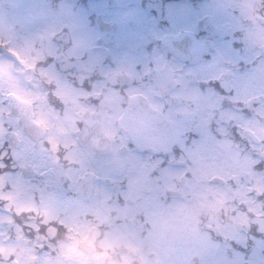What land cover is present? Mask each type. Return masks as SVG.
Listing matches in <instances>:
<instances>
[{
	"label": "clouds",
	"instance_id": "9594fccd",
	"mask_svg": "<svg viewBox=\"0 0 264 264\" xmlns=\"http://www.w3.org/2000/svg\"><path fill=\"white\" fill-rule=\"evenodd\" d=\"M0 264H264V0H0Z\"/></svg>",
	"mask_w": 264,
	"mask_h": 264
}]
</instances>
